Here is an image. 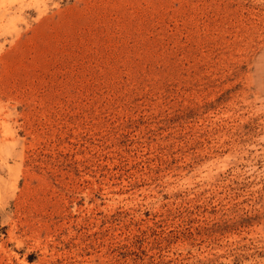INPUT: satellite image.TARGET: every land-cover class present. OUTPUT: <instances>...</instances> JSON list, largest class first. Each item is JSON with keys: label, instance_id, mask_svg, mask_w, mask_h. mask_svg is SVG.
Masks as SVG:
<instances>
[{"label": "rangeland", "instance_id": "rangeland-1", "mask_svg": "<svg viewBox=\"0 0 264 264\" xmlns=\"http://www.w3.org/2000/svg\"><path fill=\"white\" fill-rule=\"evenodd\" d=\"M0 264H264V0H0Z\"/></svg>", "mask_w": 264, "mask_h": 264}]
</instances>
